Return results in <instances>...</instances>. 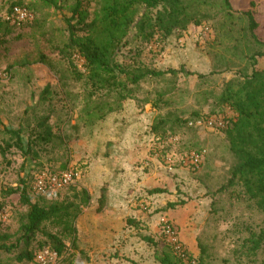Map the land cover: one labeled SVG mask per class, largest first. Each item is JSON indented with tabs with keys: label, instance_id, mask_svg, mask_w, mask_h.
<instances>
[{
	"label": "rangeland",
	"instance_id": "1",
	"mask_svg": "<svg viewBox=\"0 0 264 264\" xmlns=\"http://www.w3.org/2000/svg\"><path fill=\"white\" fill-rule=\"evenodd\" d=\"M250 2L264 12V0H230L232 13L219 0H192L198 25L160 44L129 37L116 53L118 61L137 48L145 67L176 74L141 82L120 110L97 120L87 111L99 99L112 103L114 95L98 93L88 101L86 78L76 82L60 58L68 38L64 19L75 0H0V244L12 246L0 251V264H35L38 251L51 249L50 235L65 246L54 264H157L155 249L166 248L183 264H264V250L250 256L243 245L264 217L239 185H228L236 161L223 131L232 113L216 104L225 82L264 70V57L258 56L264 51L252 43L240 14L251 9ZM15 4L33 14L30 25L1 22ZM76 64L83 72L82 62ZM45 128L51 138L44 144L34 138ZM4 129H19L24 146L35 141L31 153L15 146L3 152L10 142ZM199 151L198 169L184 164ZM71 167L79 174L71 186L51 197L32 191L40 172ZM22 186L44 208L78 205L85 192L89 203L74 222L75 245L64 225L52 221L25 243L27 207L11 193ZM129 219L137 228L127 226ZM21 253L32 259L18 261Z\"/></svg>",
	"mask_w": 264,
	"mask_h": 264
},
{
	"label": "trees",
	"instance_id": "2",
	"mask_svg": "<svg viewBox=\"0 0 264 264\" xmlns=\"http://www.w3.org/2000/svg\"><path fill=\"white\" fill-rule=\"evenodd\" d=\"M191 1L75 0L70 8V17L64 19L68 38L60 51V58L67 63L70 74L76 82L83 77L86 78L87 86L90 88L88 101L98 93L104 97L112 94L115 98L112 103L104 97L105 101L98 98L99 101L94 102L92 111H87L89 114H94L97 120H102L106 112L118 111L122 103L132 99L133 88L141 82L176 74L174 70L159 72L145 67L138 61L137 48L133 50V55L127 61H118L116 53L129 37L142 45L154 41L160 44L176 31L186 30L189 24L198 25L199 20L195 19L191 12ZM219 1L224 10L233 12L230 0ZM250 7L251 9L240 14L246 19V28L252 43L264 51V12L257 13L254 2H250ZM258 56L264 57V54L259 53ZM80 61L83 72L77 68L76 63ZM216 104L232 113L223 131L236 161L228 185H239L247 200L252 202L264 217V70H253L250 74L239 78V81L225 82ZM45 121L46 119L40 123V126H45ZM159 128L160 126L155 125L154 133ZM4 132L9 136L10 142L5 143L3 152L15 146L25 155L31 153L35 141H28L24 146L19 129H4ZM50 138V131H46L45 128L43 133L36 134L34 139H39L45 144ZM11 193L19 194L21 205L27 207L25 223L21 226L25 243H29L30 239L40 231L44 222L52 221L55 225H64V229L72 234L71 243L75 245L77 235L74 222L80 215L81 208L89 203V197L85 192H82L78 205L65 203L51 205L48 208L32 203L23 186ZM97 202L101 211L105 205L104 190ZM173 206V204L169 205L170 208ZM126 223L127 226L137 228L134 220L129 219ZM47 238L51 249L59 255L62 254L65 249L64 244L53 235ZM143 240L153 245L150 239L144 237ZM243 245L250 256H255L258 251L264 250V219L258 232L251 230ZM11 248L12 246L0 244V251L7 252ZM31 259L29 253H21L17 257L20 262ZM154 260L157 264H183L182 260L172 254L170 248L161 251L155 249Z\"/></svg>",
	"mask_w": 264,
	"mask_h": 264
},
{
	"label": "built area",
	"instance_id": "3",
	"mask_svg": "<svg viewBox=\"0 0 264 264\" xmlns=\"http://www.w3.org/2000/svg\"><path fill=\"white\" fill-rule=\"evenodd\" d=\"M34 20L33 14L22 6H13L2 17L1 22L11 27H21L24 25H30ZM203 153L193 152L184 160V164H188L192 169H198L202 162ZM78 170L74 167L66 168L59 173H52L49 171L40 172L34 178L32 184V191L41 197H51L60 190L71 186L78 179ZM0 217H2L0 213ZM168 233L171 231L168 230ZM177 254L183 257L182 251L174 246ZM57 252L43 248L38 251L34 256L35 264H54L57 259Z\"/></svg>",
	"mask_w": 264,
	"mask_h": 264
}]
</instances>
